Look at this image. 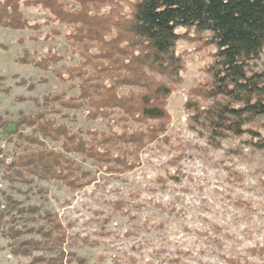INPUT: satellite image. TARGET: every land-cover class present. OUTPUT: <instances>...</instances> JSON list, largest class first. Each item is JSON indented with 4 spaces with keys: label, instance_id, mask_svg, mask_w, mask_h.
I'll use <instances>...</instances> for the list:
<instances>
[{
    "label": "trees",
    "instance_id": "16d2710c",
    "mask_svg": "<svg viewBox=\"0 0 264 264\" xmlns=\"http://www.w3.org/2000/svg\"><path fill=\"white\" fill-rule=\"evenodd\" d=\"M28 7L47 10L49 16L31 23L22 13ZM53 22L69 27L64 36L68 57L78 59L52 69L73 94L31 98L41 109L19 112L9 132L12 148L0 151L6 182L53 181L78 191L93 184L96 175L77 160L109 175L140 167L144 150L168 142V100L185 71V52L177 51L181 41L207 50L210 57L201 68L204 77L186 91L182 104L191 129L215 146L248 136L250 146L264 149L259 130L264 128V0L0 1L2 28L38 31ZM59 34L51 29L44 38ZM63 59L47 51L38 59L25 54L18 61L47 70ZM75 110L87 122L104 121L105 129L73 131L60 118H69L63 111ZM0 236L9 241L12 255L30 259L27 264H63L68 235L56 212H38L6 196L0 204Z\"/></svg>",
    "mask_w": 264,
    "mask_h": 264
},
{
    "label": "rangeland",
    "instance_id": "374dc122",
    "mask_svg": "<svg viewBox=\"0 0 264 264\" xmlns=\"http://www.w3.org/2000/svg\"><path fill=\"white\" fill-rule=\"evenodd\" d=\"M22 13L31 23L49 16L39 7L22 8ZM51 29L60 34L45 39ZM68 32L69 27L55 22L38 31L0 27L2 153L12 148L9 132L19 112L41 109L31 98L40 101L44 94L62 91L73 94L52 71L78 61L68 57L64 37ZM47 51L64 59L47 70L18 61L25 54L38 59ZM177 51L185 52V71L183 83L168 100V142L144 150L140 167L109 175L77 160L96 175L93 184L78 191L36 179L11 185L0 171L1 205L10 196L23 207L58 214L68 235L62 246L63 264H76L75 258L84 259V264H264V149L250 146L248 136L215 146L191 129L182 104L186 91L204 77L201 68L210 57L207 50H194L184 41L177 44ZM262 62L264 66V55ZM63 113L69 118L60 120L73 131L105 129L102 120L85 121L81 110ZM259 130L264 137V128ZM48 146L58 147L51 142ZM36 223L28 220L29 225ZM8 242L0 236V264H27L29 258L10 253Z\"/></svg>",
    "mask_w": 264,
    "mask_h": 264
}]
</instances>
